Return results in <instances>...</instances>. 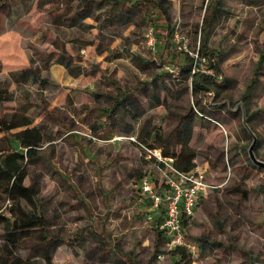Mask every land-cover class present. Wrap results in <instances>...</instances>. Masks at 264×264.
Returning <instances> with one entry per match:
<instances>
[{"label": "rangeland", "instance_id": "374dc122", "mask_svg": "<svg viewBox=\"0 0 264 264\" xmlns=\"http://www.w3.org/2000/svg\"><path fill=\"white\" fill-rule=\"evenodd\" d=\"M206 1L167 0L170 22L156 8L143 22L138 7L112 15L99 6L81 18L86 0L0 7V85L6 80L10 92L3 104L43 132L25 184L55 239L54 263H175L169 252L153 256V227L164 210L141 185L146 178L158 194L165 189L153 153L179 148L183 120L191 126L194 167L211 186L183 217L185 242L195 246H182L190 264H264V169L248 153L252 145L264 162V0L221 1L207 39L212 66L199 50ZM167 24L174 35L166 45ZM187 53L197 88L174 66ZM29 59L56 85L42 88L30 76L14 81ZM137 81L144 87L120 111H104L112 85ZM159 249L169 250L164 233Z\"/></svg>", "mask_w": 264, "mask_h": 264}, {"label": "trees", "instance_id": "16d2710c", "mask_svg": "<svg viewBox=\"0 0 264 264\" xmlns=\"http://www.w3.org/2000/svg\"><path fill=\"white\" fill-rule=\"evenodd\" d=\"M222 0H207L204 5V24L200 29L199 50L210 64L213 51H207V39L213 22L222 11ZM0 7L7 5L8 0H0ZM86 8L81 14V18L91 15V8L104 6L108 13L114 14L115 10L126 13L130 9L138 7L140 9V20L145 21L148 11L156 8L157 14L170 22L167 0H86ZM5 5V6H6ZM8 6V5H7ZM164 44H168L174 35L173 27L166 25ZM63 57L64 54H62ZM50 56L45 59L48 62ZM195 60L188 53L185 56L183 65L174 63L184 78H191L193 88L199 86L195 72H192V63ZM26 68L12 73L14 81H20L25 76H30L37 80L45 88L48 85H56L46 78L40 77L38 69L33 67V60L29 59ZM219 66V64H218ZM215 84H219L215 78H210ZM143 81H137L133 86L122 89L117 85H112L114 90L113 103L106 113L114 109L120 111L125 106L127 100L136 96L144 87ZM6 80L0 85V264H56L52 260V243L55 240L49 224L41 210L38 197L25 184L26 165L38 158V148L44 142L43 132L40 126H29L32 120L27 116L18 119L15 113H7L4 102L10 98ZM124 117L123 115L121 116ZM144 124L139 126L136 136L140 139L144 129ZM23 127L11 132L12 129ZM191 126L183 120L178 131L180 139L179 148H163L160 153L162 157L173 159L174 166L182 171H189L194 168L195 151L188 148ZM153 148L152 145H148ZM161 166L162 163L158 162ZM245 196L246 191L240 193ZM241 196V197H242ZM162 218L155 219V240L153 244V256L159 252H169L174 258V264H190L188 252L181 246H175L168 251L159 249L163 238V230L158 225L162 223ZM74 238L62 239L64 243H70Z\"/></svg>", "mask_w": 264, "mask_h": 264}, {"label": "built area", "instance_id": "2783aa9c", "mask_svg": "<svg viewBox=\"0 0 264 264\" xmlns=\"http://www.w3.org/2000/svg\"><path fill=\"white\" fill-rule=\"evenodd\" d=\"M153 155L159 163H162L159 169L166 187L161 194H158L145 178L141 188L151 197L155 207L162 205L164 218L159 228L163 230L167 238L168 249L184 246L193 250L194 244L185 242L183 217L192 215L198 198L211 186L207 183L203 171L196 167L189 171H182L174 166L172 158L162 157L159 152H154Z\"/></svg>", "mask_w": 264, "mask_h": 264}, {"label": "water", "instance_id": "95a60500", "mask_svg": "<svg viewBox=\"0 0 264 264\" xmlns=\"http://www.w3.org/2000/svg\"><path fill=\"white\" fill-rule=\"evenodd\" d=\"M251 147H252V145L249 147V151H248V153H249V157H250V159H251V162H252L255 166L264 169V162L256 158V156L250 151V148H251Z\"/></svg>", "mask_w": 264, "mask_h": 264}]
</instances>
